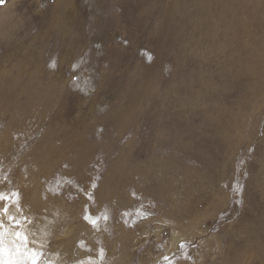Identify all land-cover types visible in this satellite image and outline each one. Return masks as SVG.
Listing matches in <instances>:
<instances>
[{"label":"rangeland","instance_id":"obj_1","mask_svg":"<svg viewBox=\"0 0 264 264\" xmlns=\"http://www.w3.org/2000/svg\"><path fill=\"white\" fill-rule=\"evenodd\" d=\"M253 8L0 3V191L20 193L11 213L47 261L264 264Z\"/></svg>","mask_w":264,"mask_h":264},{"label":"snow or ice","instance_id":"obj_2","mask_svg":"<svg viewBox=\"0 0 264 264\" xmlns=\"http://www.w3.org/2000/svg\"><path fill=\"white\" fill-rule=\"evenodd\" d=\"M0 3H3V0H0ZM19 202L18 191H0V264H51L41 249L32 246L35 241L30 240L24 230L27 217L11 213L13 207L19 211ZM90 215L86 212L84 219L88 220ZM89 222L93 226L97 224L96 219ZM181 247H184L183 242ZM162 259L166 264H172L169 257Z\"/></svg>","mask_w":264,"mask_h":264},{"label":"crops","instance_id":"obj_3","mask_svg":"<svg viewBox=\"0 0 264 264\" xmlns=\"http://www.w3.org/2000/svg\"><path fill=\"white\" fill-rule=\"evenodd\" d=\"M251 4L257 5V8H253L254 11L259 12V20L261 21V15L264 14V0H249ZM264 25V23H261ZM261 28V25H259Z\"/></svg>","mask_w":264,"mask_h":264}]
</instances>
